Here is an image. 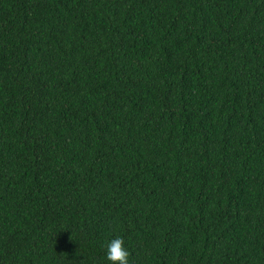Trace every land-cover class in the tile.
Wrapping results in <instances>:
<instances>
[{
    "label": "trees",
    "instance_id": "obj_1",
    "mask_svg": "<svg viewBox=\"0 0 264 264\" xmlns=\"http://www.w3.org/2000/svg\"><path fill=\"white\" fill-rule=\"evenodd\" d=\"M264 264V0H0V264Z\"/></svg>",
    "mask_w": 264,
    "mask_h": 264
},
{
    "label": "clouds",
    "instance_id": "obj_2",
    "mask_svg": "<svg viewBox=\"0 0 264 264\" xmlns=\"http://www.w3.org/2000/svg\"><path fill=\"white\" fill-rule=\"evenodd\" d=\"M129 251L124 247L123 238L117 236L106 246V258L111 264H129Z\"/></svg>",
    "mask_w": 264,
    "mask_h": 264
}]
</instances>
